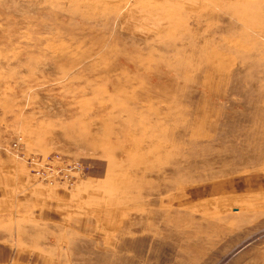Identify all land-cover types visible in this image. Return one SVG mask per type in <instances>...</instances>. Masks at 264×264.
Returning <instances> with one entry per match:
<instances>
[{
    "label": "rangeland",
    "instance_id": "1",
    "mask_svg": "<svg viewBox=\"0 0 264 264\" xmlns=\"http://www.w3.org/2000/svg\"><path fill=\"white\" fill-rule=\"evenodd\" d=\"M0 264H264V0H0Z\"/></svg>",
    "mask_w": 264,
    "mask_h": 264
},
{
    "label": "built area",
    "instance_id": "2",
    "mask_svg": "<svg viewBox=\"0 0 264 264\" xmlns=\"http://www.w3.org/2000/svg\"><path fill=\"white\" fill-rule=\"evenodd\" d=\"M19 139H21V138H19ZM14 145H18V142H15ZM56 161L59 162L58 159H56V160L52 159V160L45 162V164H44L45 170L38 169L35 171V175H37L39 177H43L44 174H49V176L56 175L57 171H58V167L55 170L54 163H56ZM59 165H60V163H59ZM60 167L65 170V173H61L58 171V173L61 174L60 176H61L62 182H66V183H70V184H72L74 182L77 175H79V173L82 171V165L79 162H71V163L63 162V163H61ZM71 172H73V173H71Z\"/></svg>",
    "mask_w": 264,
    "mask_h": 264
}]
</instances>
